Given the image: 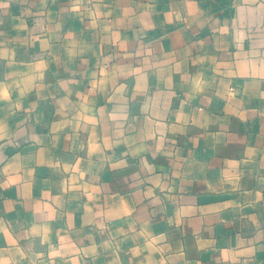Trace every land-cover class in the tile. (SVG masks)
<instances>
[{
    "label": "crops",
    "instance_id": "1",
    "mask_svg": "<svg viewBox=\"0 0 264 264\" xmlns=\"http://www.w3.org/2000/svg\"><path fill=\"white\" fill-rule=\"evenodd\" d=\"M0 264H264V0H0Z\"/></svg>",
    "mask_w": 264,
    "mask_h": 264
}]
</instances>
